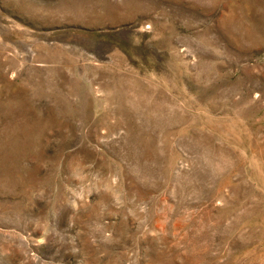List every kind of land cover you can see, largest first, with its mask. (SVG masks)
<instances>
[{
	"label": "rangeland",
	"instance_id": "1",
	"mask_svg": "<svg viewBox=\"0 0 264 264\" xmlns=\"http://www.w3.org/2000/svg\"><path fill=\"white\" fill-rule=\"evenodd\" d=\"M0 264H264V0H0Z\"/></svg>",
	"mask_w": 264,
	"mask_h": 264
}]
</instances>
